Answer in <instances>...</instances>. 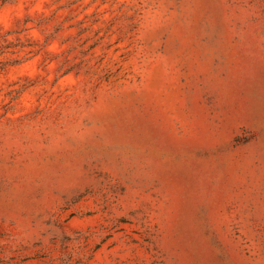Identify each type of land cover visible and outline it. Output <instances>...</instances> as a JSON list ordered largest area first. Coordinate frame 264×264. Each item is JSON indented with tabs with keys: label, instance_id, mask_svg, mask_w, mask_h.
Wrapping results in <instances>:
<instances>
[{
	"label": "rangeland",
	"instance_id": "1",
	"mask_svg": "<svg viewBox=\"0 0 264 264\" xmlns=\"http://www.w3.org/2000/svg\"><path fill=\"white\" fill-rule=\"evenodd\" d=\"M0 264H264V0H0Z\"/></svg>",
	"mask_w": 264,
	"mask_h": 264
}]
</instances>
